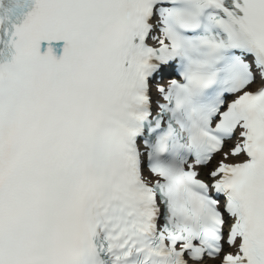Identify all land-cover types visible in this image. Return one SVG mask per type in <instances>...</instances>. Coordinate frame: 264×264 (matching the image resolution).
I'll return each instance as SVG.
<instances>
[{"label":"snow or ice","instance_id":"snow-or-ice-1","mask_svg":"<svg viewBox=\"0 0 264 264\" xmlns=\"http://www.w3.org/2000/svg\"><path fill=\"white\" fill-rule=\"evenodd\" d=\"M0 264H264V0H0Z\"/></svg>","mask_w":264,"mask_h":264}]
</instances>
